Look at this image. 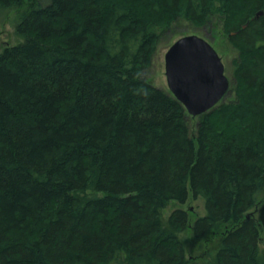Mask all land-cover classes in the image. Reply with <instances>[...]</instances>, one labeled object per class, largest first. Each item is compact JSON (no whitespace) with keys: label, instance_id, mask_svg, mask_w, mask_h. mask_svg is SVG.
<instances>
[{"label":"trees","instance_id":"16d2710c","mask_svg":"<svg viewBox=\"0 0 264 264\" xmlns=\"http://www.w3.org/2000/svg\"><path fill=\"white\" fill-rule=\"evenodd\" d=\"M0 7L22 38L0 51V264H264V0ZM216 12L237 98L192 116L147 70L171 23Z\"/></svg>","mask_w":264,"mask_h":264},{"label":"water","instance_id":"95a60500","mask_svg":"<svg viewBox=\"0 0 264 264\" xmlns=\"http://www.w3.org/2000/svg\"><path fill=\"white\" fill-rule=\"evenodd\" d=\"M263 13L259 11L257 17ZM165 69L168 89L193 116L218 106L231 87L221 55L197 34L183 35L168 47Z\"/></svg>","mask_w":264,"mask_h":264},{"label":"rangeland","instance_id":"374dc122","mask_svg":"<svg viewBox=\"0 0 264 264\" xmlns=\"http://www.w3.org/2000/svg\"><path fill=\"white\" fill-rule=\"evenodd\" d=\"M17 11L15 7H0V51L6 45H14L22 41L21 36L16 31L18 20ZM222 17L223 16H220L216 12L215 15L211 16L210 19L201 26H196L187 19L171 23L166 29L167 32L161 37V41L153 56L152 64L147 70V74L153 83L158 87L168 88L165 69V54L168 47L183 35L197 34L207 39L221 55L225 64L226 73L231 81V88L224 101L225 103H229L235 100L237 98V93L235 88L232 89V87L237 85L234 71L237 61L241 58V51L229 40L231 33H226V19ZM82 194L85 197L102 195L101 192L96 191L92 186ZM180 207L194 212L198 216L205 214L204 198L196 197L193 199L191 198L186 203H180L178 201L170 202L164 210L165 218H168L175 209ZM262 247L264 248V243Z\"/></svg>","mask_w":264,"mask_h":264}]
</instances>
